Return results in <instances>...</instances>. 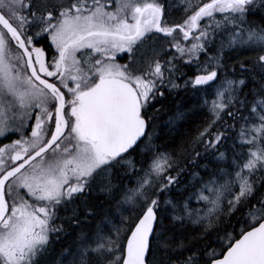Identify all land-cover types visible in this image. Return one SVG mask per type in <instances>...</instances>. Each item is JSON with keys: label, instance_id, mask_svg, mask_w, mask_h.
Returning <instances> with one entry per match:
<instances>
[{"label": "snow or ice", "instance_id": "obj_1", "mask_svg": "<svg viewBox=\"0 0 264 264\" xmlns=\"http://www.w3.org/2000/svg\"><path fill=\"white\" fill-rule=\"evenodd\" d=\"M10 133L0 264H264V0H0Z\"/></svg>", "mask_w": 264, "mask_h": 264}, {"label": "trees", "instance_id": "obj_2", "mask_svg": "<svg viewBox=\"0 0 264 264\" xmlns=\"http://www.w3.org/2000/svg\"><path fill=\"white\" fill-rule=\"evenodd\" d=\"M175 3L179 4L180 0H174ZM181 19V13L179 11H173L170 20L173 22H178ZM245 57H241L244 59ZM125 56L118 57L117 61L123 62L125 61ZM231 63V61H230ZM183 97V99H182ZM191 106V98L185 96L183 93L176 96L173 100L167 102V106L165 109H161V111L157 114L156 118V131L159 135V139L157 140L158 144L163 145L162 150L171 151L173 147L184 144L187 145L193 137H195L199 130L205 125V121L207 119V114L202 112L198 114H189L185 121H178L175 125L174 130L169 134L168 127H165V122L169 119V117L179 110H185L186 108ZM159 107V105H157ZM18 136H12L9 140H6L5 143H10L12 139H17ZM2 144V143H0Z\"/></svg>", "mask_w": 264, "mask_h": 264}, {"label": "rangeland", "instance_id": "obj_3", "mask_svg": "<svg viewBox=\"0 0 264 264\" xmlns=\"http://www.w3.org/2000/svg\"><path fill=\"white\" fill-rule=\"evenodd\" d=\"M179 1V0H178Z\"/></svg>", "mask_w": 264, "mask_h": 264}]
</instances>
